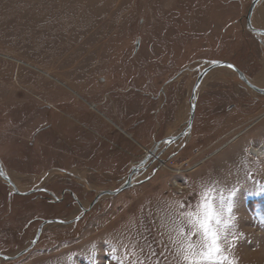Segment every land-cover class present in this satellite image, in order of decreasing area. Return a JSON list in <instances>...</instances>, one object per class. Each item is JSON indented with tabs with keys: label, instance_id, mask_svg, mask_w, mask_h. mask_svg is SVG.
Segmentation results:
<instances>
[{
	"label": "rangeland",
	"instance_id": "1",
	"mask_svg": "<svg viewBox=\"0 0 264 264\" xmlns=\"http://www.w3.org/2000/svg\"><path fill=\"white\" fill-rule=\"evenodd\" d=\"M251 1L0 0V164L19 192H51L0 180V254L27 247L44 220L65 221L0 264H187L178 229L205 197L231 205L229 259L264 264V94L215 67L180 134L209 61L251 80L264 69V36L246 28ZM251 22L264 28V0ZM132 167L133 185L95 200Z\"/></svg>",
	"mask_w": 264,
	"mask_h": 264
},
{
	"label": "snow or ice",
	"instance_id": "2",
	"mask_svg": "<svg viewBox=\"0 0 264 264\" xmlns=\"http://www.w3.org/2000/svg\"><path fill=\"white\" fill-rule=\"evenodd\" d=\"M225 212L231 213L230 204L225 207L222 201L217 210L211 199L205 197L195 211L183 214L178 231L184 236V242L177 249L183 261L187 264H235L221 244L223 227L228 224L221 218Z\"/></svg>",
	"mask_w": 264,
	"mask_h": 264
},
{
	"label": "water",
	"instance_id": "3",
	"mask_svg": "<svg viewBox=\"0 0 264 264\" xmlns=\"http://www.w3.org/2000/svg\"><path fill=\"white\" fill-rule=\"evenodd\" d=\"M259 0H252L251 1V4L248 8V11H247V14H246V28L247 30L254 34V35H263L264 36V28H257V27H254L251 23V15H252V12H253V9L254 7L256 6L257 2ZM219 66H224V67H229L231 69H233L236 73H237V76L239 77V79H241L248 87H250L251 89H254L255 91L259 92V93H263L264 94V89L263 88H259L257 87L255 84H253L251 82V80H249L245 74L239 70L237 67H235L232 63L228 62V61H223V60H211L209 61V63L206 65V67H204V69L199 73V75L197 76L196 78V81L194 83V86H193V89H192V95H191V101L193 102L195 100V93H196V90L198 88V86L200 85L204 75L210 71L211 69L215 68V67H219ZM194 105L191 103V106H190V113H189V121H188V128H190L191 126V122L193 120V115H194ZM177 137H169L168 138V142H166V144H170L173 140H175ZM0 175L6 179L7 181H9V179L4 176L1 171H0ZM131 186V179L130 177L124 182L122 183L118 188L114 189V190H106V191H103L101 192L100 194H98L96 196V199L97 200L100 196H102V194H112V195H115L117 194L118 192H120L121 190H123L124 188H127ZM94 203V202H93ZM92 203V204H93ZM45 222H58V223H64L65 221H62L61 219H54V220H46L44 221ZM33 246V243L25 248V249H22L21 251H19L18 253H16L15 255H12V256H6V255H2L3 258L5 259H10V258H14L16 256H19L23 253H25L28 249H30L31 247Z\"/></svg>",
	"mask_w": 264,
	"mask_h": 264
},
{
	"label": "flooded vegetation",
	"instance_id": "4",
	"mask_svg": "<svg viewBox=\"0 0 264 264\" xmlns=\"http://www.w3.org/2000/svg\"><path fill=\"white\" fill-rule=\"evenodd\" d=\"M44 108H46V113H45V118H47L48 120L46 121V124L43 126L45 129L47 128V127H50L51 129H53V131H55V130H57L60 126H61V123H60V120L58 119V118H55L54 119V122H53V114L51 113V111H50V109H52V108H54V107H52L51 105H49V104H45L44 105ZM49 116V117H48ZM53 136L55 137V140H59L60 139V137L63 139V136L62 135H59V134H57V133H53ZM118 140H119V138H118ZM137 170H138V168H136ZM135 169V170H136ZM135 172H137V171H135ZM68 189V188H67ZM41 225V224H40ZM40 225H39V227H40ZM39 227H38V231H39ZM41 228V227H40ZM36 234H37V231H35V234H34V237L32 238V240H31V242L33 241V240H35V241H37L38 240V237H37V239H35V237H36Z\"/></svg>",
	"mask_w": 264,
	"mask_h": 264
},
{
	"label": "bare ground",
	"instance_id": "5",
	"mask_svg": "<svg viewBox=\"0 0 264 264\" xmlns=\"http://www.w3.org/2000/svg\"><path fill=\"white\" fill-rule=\"evenodd\" d=\"M263 80H264V69L259 73V75H257V77L256 78H254V80H251V82L254 84H256V85H258V86H261L262 85V82H263ZM169 148H170V146H169ZM169 148H167L166 150H168ZM251 153H253V154H255V155H262L263 154V151H262V149H261V147H256L255 148V146L254 147H252L251 148ZM151 153H153V151H151ZM150 154V153H149ZM135 172V171H134ZM134 175H135V173H132L131 174V176H130V178H132V182H134ZM9 176V175H8ZM13 176V175H12ZM13 178H14V176H13ZM13 178H12V180H13ZM9 179L11 180V178L9 177ZM11 180V181H12ZM178 185V184H177ZM100 194V193H99Z\"/></svg>",
	"mask_w": 264,
	"mask_h": 264
}]
</instances>
